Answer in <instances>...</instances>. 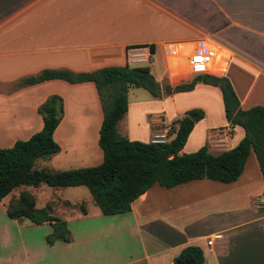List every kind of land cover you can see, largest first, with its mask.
<instances>
[{"label": "crops", "instance_id": "obj_1", "mask_svg": "<svg viewBox=\"0 0 264 264\" xmlns=\"http://www.w3.org/2000/svg\"><path fill=\"white\" fill-rule=\"evenodd\" d=\"M182 43L226 49L224 76L238 106L264 108V0H0V147L39 131L37 107L55 94L62 113L52 138L59 150L36 158L32 167L68 170L99 164L102 113L92 82H16L43 69L77 73L127 63L147 65L158 84L172 86L194 76L171 73L162 49ZM148 45L149 61L135 62L131 49L138 47L143 55ZM126 100L116 129L129 140L148 142L152 132L169 127L192 108L202 116L179 153L205 145L217 155L243 135L240 126L226 122L220 91L210 84L197 82L190 90L159 97L130 87ZM81 187L20 185L1 198L0 264H34L33 241L27 235L34 223L6 214L8 200L21 190L32 195L35 207L48 205L52 215L59 213L67 227L68 219L84 225L82 235L73 239L80 248L78 264H171L186 245L200 248L203 264H264V209L254 203L264 194V183L252 152L232 182L201 178L168 188L153 183L123 213L103 215L85 186L92 203L82 205V212L77 202ZM59 188L67 196L55 194ZM90 219L92 227L86 222ZM59 264H68L67 258Z\"/></svg>", "mask_w": 264, "mask_h": 264}, {"label": "trees", "instance_id": "obj_2", "mask_svg": "<svg viewBox=\"0 0 264 264\" xmlns=\"http://www.w3.org/2000/svg\"><path fill=\"white\" fill-rule=\"evenodd\" d=\"M148 49L151 52V45ZM47 79L93 83L102 113L97 137L101 161L95 166L68 170L32 167L36 158H47L59 150L52 133L61 117V99L50 94L37 107L42 119L40 130L27 139L15 140L10 147H0V199L20 185H83L103 215L118 214L128 211L130 203L153 183L168 188L201 178L232 182L240 175L250 152L255 156L264 183V108L254 105L241 109L225 76L201 74L194 75L188 82L160 85L147 65L125 63L77 73L66 69H43L19 79L15 85ZM197 82L218 87L226 122L229 126L242 128L243 135L233 147L217 155L208 153L205 145L189 153H179L194 121L202 116V111L196 108L185 111L171 122V137L163 143L129 140L117 132L116 124L127 108L128 88L141 87L151 96L159 97L162 93L190 90ZM79 208L83 212L81 203ZM6 214L11 218L25 217L34 224L48 223L50 230L45 235V243L49 245L69 240L65 220L52 215L48 205L35 207L34 199L27 191L21 190L8 200ZM171 264H203L202 251L195 245L183 246Z\"/></svg>", "mask_w": 264, "mask_h": 264}, {"label": "built area", "instance_id": "obj_3", "mask_svg": "<svg viewBox=\"0 0 264 264\" xmlns=\"http://www.w3.org/2000/svg\"><path fill=\"white\" fill-rule=\"evenodd\" d=\"M138 49L140 48L131 49L132 56L136 58L135 62H148L151 52L148 50L149 52L147 51L142 55L137 52ZM162 49L172 65L171 73L175 75L186 72L192 75L207 74L220 77L224 76L226 72L228 52L214 43L211 45L204 44L202 47L198 43L164 44ZM165 141H167L166 133L162 130L152 132L149 138L151 143H163ZM254 203L256 207L264 209V194L257 196Z\"/></svg>", "mask_w": 264, "mask_h": 264}, {"label": "rangeland", "instance_id": "obj_4", "mask_svg": "<svg viewBox=\"0 0 264 264\" xmlns=\"http://www.w3.org/2000/svg\"><path fill=\"white\" fill-rule=\"evenodd\" d=\"M162 84L165 83H161V85ZM171 129V124L169 127H163L161 129L162 131H165L167 139L171 137ZM80 189L83 190V193L81 194L82 199L77 202H82V205H91L92 200L88 195L87 189L84 186ZM55 194L67 196L68 193L65 190H62V188H59L58 192H55ZM54 215L61 218L59 213L54 212ZM86 222L88 223V227H92L94 224L92 219ZM83 227V224H77L74 219H68L67 229L69 238L73 240L79 237V235H82ZM28 230L27 235L33 241L31 252L35 257L34 264H59V260L64 256L67 258L68 264H78L77 256L80 248L77 241H55L50 245L45 243V235L49 231L46 223L34 224ZM104 248H106V246H104Z\"/></svg>", "mask_w": 264, "mask_h": 264}, {"label": "water", "instance_id": "obj_5", "mask_svg": "<svg viewBox=\"0 0 264 264\" xmlns=\"http://www.w3.org/2000/svg\"><path fill=\"white\" fill-rule=\"evenodd\" d=\"M193 117H194L193 115H190V118H191V119H193Z\"/></svg>", "mask_w": 264, "mask_h": 264}]
</instances>
